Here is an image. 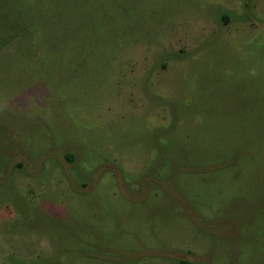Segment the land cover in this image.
Segmentation results:
<instances>
[{"label": "rangeland", "instance_id": "374dc122", "mask_svg": "<svg viewBox=\"0 0 264 264\" xmlns=\"http://www.w3.org/2000/svg\"><path fill=\"white\" fill-rule=\"evenodd\" d=\"M0 264H264V0H0Z\"/></svg>", "mask_w": 264, "mask_h": 264}]
</instances>
